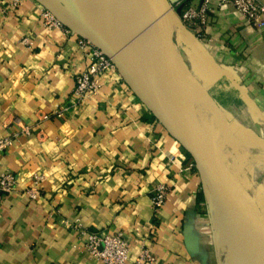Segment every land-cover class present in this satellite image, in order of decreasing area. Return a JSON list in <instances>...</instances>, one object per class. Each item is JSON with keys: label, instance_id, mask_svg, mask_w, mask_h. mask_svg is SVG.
Masks as SVG:
<instances>
[{"label": "crops", "instance_id": "obj_1", "mask_svg": "<svg viewBox=\"0 0 264 264\" xmlns=\"http://www.w3.org/2000/svg\"><path fill=\"white\" fill-rule=\"evenodd\" d=\"M165 1L178 8L181 0ZM14 2L0 0V139L13 140L0 152V172L17 180L0 203V264H100L85 252L77 228L121 232L130 261L147 248L154 264H217L213 204L186 153L116 72L102 75L98 92L75 103L74 76L89 63L83 37L46 28L37 0ZM215 2L205 25L194 30L201 36L178 43L176 54L168 51L182 69L187 71L185 60L203 75L200 85L187 72L226 124L232 117L233 125L250 126L248 132L234 131L238 153L245 156L239 141L264 145V28ZM180 72L182 82L191 80ZM190 83L196 102L205 106H196L194 115L216 132L206 115L211 108ZM216 124L234 152L235 141L218 119ZM231 157L239 176L240 162ZM157 184L169 194L154 211ZM259 184L264 186V176ZM29 189L36 191L34 198Z\"/></svg>", "mask_w": 264, "mask_h": 264}, {"label": "water", "instance_id": "obj_2", "mask_svg": "<svg viewBox=\"0 0 264 264\" xmlns=\"http://www.w3.org/2000/svg\"><path fill=\"white\" fill-rule=\"evenodd\" d=\"M37 1L112 60L134 95L195 164L220 219L221 232L227 234L249 264H264V214L234 178L209 138L186 120L178 82L168 66V52L162 46L164 43L173 51L171 44L162 40L164 28L175 22L171 6L165 0H144L145 6L135 7L136 22L147 33L148 49L146 53H137L136 61L129 64L105 24L97 31L58 0ZM205 95L220 123L225 125L222 111ZM227 263L228 256L224 264Z\"/></svg>", "mask_w": 264, "mask_h": 264}, {"label": "built area", "instance_id": "obj_3", "mask_svg": "<svg viewBox=\"0 0 264 264\" xmlns=\"http://www.w3.org/2000/svg\"><path fill=\"white\" fill-rule=\"evenodd\" d=\"M212 0H201L199 6L190 5L177 19V24L183 28V22L199 27L204 26ZM17 4L15 0L13 5ZM231 5L234 12L248 25L260 30L264 28V4L260 0H216L214 6L221 8ZM42 24L48 29L69 30L68 27L49 9L42 6L40 13ZM89 47V63L85 70L74 76L72 98L80 104L89 96L96 94L100 88V78L107 72L117 70L115 64L93 43L83 39L81 47ZM13 144L10 138L0 139V152ZM195 169L193 162L189 164ZM36 179L34 182H37ZM17 187V180L13 174L0 172V203L3 197L13 193ZM169 194V188L164 184H157L153 190L151 204L154 211L159 210ZM27 195L34 198L36 191L27 190ZM77 235L83 240V248L89 258L100 264H154L156 259L147 249L141 248L133 261H130L129 245L121 232L98 235L85 229L77 228Z\"/></svg>", "mask_w": 264, "mask_h": 264}, {"label": "rangeland", "instance_id": "obj_4", "mask_svg": "<svg viewBox=\"0 0 264 264\" xmlns=\"http://www.w3.org/2000/svg\"><path fill=\"white\" fill-rule=\"evenodd\" d=\"M65 1H66L65 3H68L72 7V9L77 11L76 14L83 17V19L87 23H89L91 26H93L97 31H99L101 29V26L103 24L106 25L104 13H105V7H106L107 0H65ZM190 1L191 0H181L177 4L178 8L176 6L169 4V6H171V11H170L171 16H173L175 19L180 18L181 15L184 13V10L187 9L188 6H190V5H188ZM119 19H120V14L112 12V21L115 22V21H118ZM201 27L202 26H199V28H201ZM197 28L198 27L193 26V25L189 24L188 22H183V28H180L179 26L176 27L175 25H172V23L170 22L167 24L166 28H164V31L162 32V40L165 41L166 43L169 42L171 44L173 51H175V54H176V52L178 53V48H180L178 43H180V45H182V44H184L186 39H187V41L189 38L192 40L193 39L192 36L193 37H195V35L201 36L200 32H197V33L194 32V30ZM109 30L111 32L110 36H111L112 41H114L117 46L121 47L122 45L115 38V36H114L115 34L111 31L110 28H109ZM183 30L185 31V33L183 32ZM182 34H186L187 37L183 36ZM85 40H87V39H85ZM81 43H82V41H81ZM86 48L88 49L89 47L86 45ZM182 64L185 66L187 72H189V74L192 75V77L198 83H200V85L202 82H204L203 75L197 76V74L195 72V68L190 67L191 66L190 62L187 63L185 60H183ZM115 72L118 73L117 70ZM186 81H189V80L186 79ZM190 82H191V80L189 82H182V88H184L185 90L190 92V93L189 92L182 93V96L184 98V101H185L188 109L190 110V112H193V114H194L195 108L190 107V104H189L190 98L189 97L192 93L193 94V95H191L193 98L192 103H194V105H196V103H195L196 102V99H195L196 98V94H195L196 88H195V85H193ZM184 85H187V87H185ZM207 102L210 105L209 101H207ZM199 104H200V106L202 105L201 103H199ZM210 107H211V105H210ZM207 111L208 112L206 115H207L208 119L209 120L211 119L210 121L212 123H214V124H212L213 125L212 127L216 128L215 130L218 129L214 133L209 132L210 134H208V135L220 136V128H219V125L216 124L217 117L214 115V113L212 112L211 109H207ZM196 118L198 121H200V119L198 117H196ZM229 120H230V122L228 124L225 123V126L227 128L226 130L229 133L230 137L235 141V149L233 152L231 148H229V147L225 148L224 147V149H223V146H221L220 152L222 153V155L226 161V165L230 170L234 166L233 163L231 162L232 161L231 155L234 156V158L240 162L241 170H240V173H239L237 180L243 186V188L248 193V195H250V197H252L253 200L256 201L255 203H257V205L259 206V209L264 214V186L259 184V180L261 179V177L264 176V145H260V144L256 145L254 142L251 143L249 141L242 140V141H239V143L241 144L242 148L245 147V149H246L245 156H243L241 153H238L237 143H236V141H238V138L235 136L234 131L235 132L236 131L237 132L238 131L244 132V130H246V132H248L250 126L249 125H233V123L231 121V120H233L232 117H230ZM200 123H201V121H200ZM239 140H241V139H239ZM262 142H264V141H262ZM190 161L193 162L191 159H190ZM194 166H195V164H194ZM195 170L197 171L196 167H195ZM213 212H214V220H215L213 228L215 227L216 230L218 229V232H217L218 237L216 240L217 251H218L217 264H219V263L224 264L225 258L229 255L227 250H230V254H231V249H230L228 244H226V246L223 244V238H224L225 234L223 232H221L222 231V225H221L220 219L218 217V214H217L214 206H213ZM228 260H229V256H228ZM235 264H241V263L236 262Z\"/></svg>", "mask_w": 264, "mask_h": 264}, {"label": "bare ground", "instance_id": "obj_5", "mask_svg": "<svg viewBox=\"0 0 264 264\" xmlns=\"http://www.w3.org/2000/svg\"><path fill=\"white\" fill-rule=\"evenodd\" d=\"M136 6H145V1L144 0H107L106 7H105V13H104L106 25L115 34L114 35L115 38L121 43L122 46L119 49L123 53L124 58L127 60L129 64H131L133 61H136L137 53H140V54L146 53L148 49L147 33L136 22L137 21L135 17V7ZM112 12L120 14V19L118 21H115V22L112 21ZM174 25L176 27L179 26L177 24V19H176V22H174ZM162 46L164 47V49H166V52H168V55H167L168 66L173 71L177 79V82H178L180 97H181L182 105L184 108L186 120L188 121V123H191L194 126H196L205 136H207L209 140L211 141V143L213 144V146L220 152L221 146L226 148V146L224 145L225 141H224L223 134L221 133L222 135L220 136L208 135L210 134L209 129L204 124L200 123V121L197 120L193 112H190L182 96V88H181L182 79L180 78V75H179V74H182L180 70L184 71L185 73H187V71H185L178 64H176L173 57L170 55L168 51V47L164 43H162ZM190 79L200 89V93L202 94V97L207 102V98L204 93V90L191 77ZM189 98H190L189 100L190 107L195 108L197 106L198 109L205 107L203 105L200 106L198 101L195 102L196 105H194V103H192L193 98L191 95ZM208 106L210 107L209 104ZM211 110L214 112L212 108ZM214 115L216 116L215 112H214ZM222 126L224 129H227L225 125L222 124ZM220 154L222 157V161L226 164V161L221 152ZM230 171L232 175L234 176V178L238 179V176L234 173V171L232 169ZM223 241L226 244H228L231 249V254H230V250H227L228 254H230V257L228 260L229 264H235L236 262H240L241 264H249L247 257L244 254H242V252L236 250L233 241L227 236V234L225 235V238L223 239Z\"/></svg>", "mask_w": 264, "mask_h": 264}, {"label": "trees", "instance_id": "obj_6", "mask_svg": "<svg viewBox=\"0 0 264 264\" xmlns=\"http://www.w3.org/2000/svg\"><path fill=\"white\" fill-rule=\"evenodd\" d=\"M186 156L188 157V159L190 160L189 156L186 154Z\"/></svg>", "mask_w": 264, "mask_h": 264}]
</instances>
